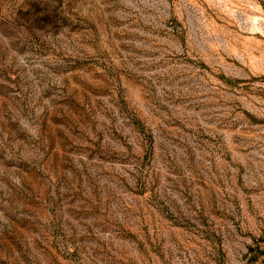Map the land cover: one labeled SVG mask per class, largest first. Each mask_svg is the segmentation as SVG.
Here are the masks:
<instances>
[{
    "label": "rangeland",
    "instance_id": "1",
    "mask_svg": "<svg viewBox=\"0 0 264 264\" xmlns=\"http://www.w3.org/2000/svg\"><path fill=\"white\" fill-rule=\"evenodd\" d=\"M0 264H264V0H0Z\"/></svg>",
    "mask_w": 264,
    "mask_h": 264
}]
</instances>
